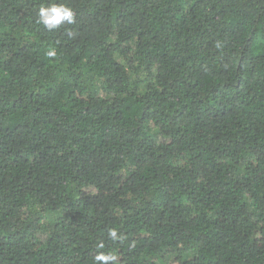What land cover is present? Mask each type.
<instances>
[{
  "label": "trees",
  "instance_id": "1",
  "mask_svg": "<svg viewBox=\"0 0 264 264\" xmlns=\"http://www.w3.org/2000/svg\"><path fill=\"white\" fill-rule=\"evenodd\" d=\"M98 251L264 264V0H0V264Z\"/></svg>",
  "mask_w": 264,
  "mask_h": 264
},
{
  "label": "clouds",
  "instance_id": "2",
  "mask_svg": "<svg viewBox=\"0 0 264 264\" xmlns=\"http://www.w3.org/2000/svg\"><path fill=\"white\" fill-rule=\"evenodd\" d=\"M37 22L42 24L47 30L52 31L59 28L62 24L73 25L76 22V12L65 3H49L47 5H41L37 10ZM67 35L69 37L73 36L72 31H68ZM222 45L217 42L216 47L220 48ZM55 49H49L47 55L50 57L55 56ZM108 237L117 241L122 239L121 234L113 228L108 232ZM97 249H104L105 244L100 241L96 245ZM119 257L114 253H105L98 251L93 257V264H118Z\"/></svg>",
  "mask_w": 264,
  "mask_h": 264
}]
</instances>
